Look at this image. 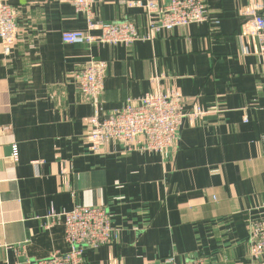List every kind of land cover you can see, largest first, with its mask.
I'll return each mask as SVG.
<instances>
[{"label": "crops", "instance_id": "obj_1", "mask_svg": "<svg viewBox=\"0 0 264 264\" xmlns=\"http://www.w3.org/2000/svg\"><path fill=\"white\" fill-rule=\"evenodd\" d=\"M4 1L20 33L8 54L0 39V264L67 251L63 220L47 216L78 205L103 206L116 229L110 244L85 249L86 264H264L248 247L264 217V59L245 13L264 15V0H205L207 20L128 45L63 43L62 32L88 30L71 0ZM133 1L96 0L95 20H130L145 36L148 16ZM91 60L108 62L96 103L73 77ZM154 76L206 114L184 118L163 153L116 141L94 153L86 120L138 104Z\"/></svg>", "mask_w": 264, "mask_h": 264}, {"label": "built area", "instance_id": "obj_2", "mask_svg": "<svg viewBox=\"0 0 264 264\" xmlns=\"http://www.w3.org/2000/svg\"><path fill=\"white\" fill-rule=\"evenodd\" d=\"M31 3H43L53 0H28ZM77 13L86 17L87 31H65L61 33L65 44L108 45L131 44L137 39H153L162 30L207 20V5L205 0H168L166 4L158 5L155 0H136L131 5H138L148 16V34L139 36L134 22L102 23L95 20L94 3L96 0H71ZM251 4L254 0H248ZM255 10L245 12L250 19V33L258 44V53L264 59V15ZM153 16L158 20H154ZM15 8L0 0V39L3 53L8 54L16 43L19 28L16 25ZM99 29L97 35L90 31ZM108 62L91 60L82 70L73 73L81 96L96 103L105 89V76ZM153 88L142 95L138 104L126 103L102 118L97 115L86 120L87 130L84 139L90 144L94 153L103 151L109 141L122 145L124 152H154L163 153L178 140V131L184 118L190 120L206 114L196 103L188 110L184 109L182 96L176 89L164 90L158 77L152 78ZM261 141L264 143V136ZM12 157L17 158V148L13 145ZM51 223L62 219L64 224L65 242L68 250L53 251L44 259L31 262L24 260L16 264H86L83 253L85 249H95L112 242L115 227L111 224L110 215L103 206L78 205L72 210L56 213L51 210L47 216ZM249 255L258 261L264 255V217L254 220L250 226L248 237ZM202 258H194L183 263H177L173 256L165 257L162 262L142 264H205ZM121 264V262H118Z\"/></svg>", "mask_w": 264, "mask_h": 264}]
</instances>
